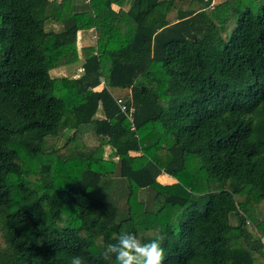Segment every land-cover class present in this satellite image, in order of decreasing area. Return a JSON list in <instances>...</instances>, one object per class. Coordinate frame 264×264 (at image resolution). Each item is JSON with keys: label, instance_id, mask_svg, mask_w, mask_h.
<instances>
[{"label": "trees", "instance_id": "1", "mask_svg": "<svg viewBox=\"0 0 264 264\" xmlns=\"http://www.w3.org/2000/svg\"><path fill=\"white\" fill-rule=\"evenodd\" d=\"M72 1L0 0V264L264 261V0Z\"/></svg>", "mask_w": 264, "mask_h": 264}, {"label": "clouds", "instance_id": "2", "mask_svg": "<svg viewBox=\"0 0 264 264\" xmlns=\"http://www.w3.org/2000/svg\"><path fill=\"white\" fill-rule=\"evenodd\" d=\"M163 239L161 236L143 243L135 234L123 232L114 242L103 247L101 256L112 264H163ZM70 264H87V261L81 256H74Z\"/></svg>", "mask_w": 264, "mask_h": 264}, {"label": "rangeland", "instance_id": "3", "mask_svg": "<svg viewBox=\"0 0 264 264\" xmlns=\"http://www.w3.org/2000/svg\"><path fill=\"white\" fill-rule=\"evenodd\" d=\"M222 0H214L213 2L216 4ZM213 3V4H214ZM56 4L58 7V19L56 22L50 23L47 25L48 30L53 31H61L63 30V23L62 21L69 18L73 13V1L72 0H56ZM96 37L95 33L93 31H82L78 34V47L82 54V50L84 47L92 46L95 43ZM83 70L80 66L78 67H71V68H65V69H58L55 71H52V76L55 79V84L57 86L61 85V79L65 76L69 77H79L82 74ZM118 93V91H116ZM119 94V93H118ZM89 144L96 143V140L93 138L88 139ZM163 182H166L167 180L165 178L161 179ZM164 195L159 196L158 200L160 202H164ZM261 215L264 216V205L260 208ZM256 264H264L263 260L257 261Z\"/></svg>", "mask_w": 264, "mask_h": 264}, {"label": "built area", "instance_id": "4", "mask_svg": "<svg viewBox=\"0 0 264 264\" xmlns=\"http://www.w3.org/2000/svg\"><path fill=\"white\" fill-rule=\"evenodd\" d=\"M119 103L121 104V108H122V110L123 111H126L127 110V105L126 104H124L121 100H119ZM134 111H135V108L134 107H131L130 108V111H129V117H130V120L132 121L133 120V116H132V114L134 113Z\"/></svg>", "mask_w": 264, "mask_h": 264}, {"label": "crops", "instance_id": "5", "mask_svg": "<svg viewBox=\"0 0 264 264\" xmlns=\"http://www.w3.org/2000/svg\"><path fill=\"white\" fill-rule=\"evenodd\" d=\"M163 178H165L167 181H166V182H163V180H161V179H163ZM159 181H160L161 183H164V184H172V183L175 182V180H174L173 178H171V177H169V176H167V175H162V176H160V177H159ZM162 196H163V195H162ZM260 260H262V259H259L258 261H260Z\"/></svg>", "mask_w": 264, "mask_h": 264}]
</instances>
